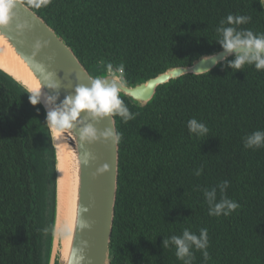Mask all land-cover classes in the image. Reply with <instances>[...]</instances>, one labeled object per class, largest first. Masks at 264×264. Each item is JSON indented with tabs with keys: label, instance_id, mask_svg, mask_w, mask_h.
<instances>
[{
	"label": "trees",
	"instance_id": "obj_1",
	"mask_svg": "<svg viewBox=\"0 0 264 264\" xmlns=\"http://www.w3.org/2000/svg\"><path fill=\"white\" fill-rule=\"evenodd\" d=\"M33 9L92 74L123 64L130 84L223 49L216 29L229 14L251 17L238 30L264 33L259 0H50ZM225 64L159 85L145 105L121 92L135 118L115 116L121 138L111 264H183L164 239L202 228L209 259L193 248L192 264H264V147L244 144L264 131V70ZM29 95L0 69V264H48L51 250L55 153L44 110ZM192 118L209 129L205 136L189 132ZM223 181V195L239 207L210 215L204 190Z\"/></svg>",
	"mask_w": 264,
	"mask_h": 264
},
{
	"label": "water",
	"instance_id": "obj_2",
	"mask_svg": "<svg viewBox=\"0 0 264 264\" xmlns=\"http://www.w3.org/2000/svg\"><path fill=\"white\" fill-rule=\"evenodd\" d=\"M18 25H24V27L18 28ZM0 34L7 38L15 52L33 72L39 84L42 85L41 68L55 73V78L60 82V88L52 90L45 87L43 91L51 95L58 92L57 104L62 102L68 94L74 93L77 85H90L93 78L107 74V68L92 74L59 32L25 2L19 3L14 9V16L8 26H0ZM37 43L40 44L39 49L36 47ZM213 55L221 62L225 61L223 59L225 56L227 59L235 56L234 53L228 55L223 49L203 54L191 65L171 67L157 76L141 82L130 84L124 79L121 92L129 96L134 103L145 105L154 97L159 85L188 73L201 74L215 68L219 63H213L211 59L205 60V57ZM0 69L13 77L28 91L30 90L10 72L2 67ZM40 104L47 115L45 103L42 101ZM85 115L86 113H82L81 118H84ZM85 123L93 124L98 133H102L108 128H113L118 133L115 116L99 120L89 117L85 119ZM81 126L77 122L75 128L61 131L60 142L66 143L76 150L79 162L75 228L70 252L66 258L62 257V242L57 235L61 172L55 132L51 130L56 163V202L48 264H111L113 259L111 240L119 182V141L114 143L103 136H99L92 142L81 141L79 137Z\"/></svg>",
	"mask_w": 264,
	"mask_h": 264
},
{
	"label": "clouds",
	"instance_id": "obj_3",
	"mask_svg": "<svg viewBox=\"0 0 264 264\" xmlns=\"http://www.w3.org/2000/svg\"><path fill=\"white\" fill-rule=\"evenodd\" d=\"M23 2L25 0H0V26L10 24L14 16V9L19 3ZM49 2L50 0H26L27 6L36 9L47 6ZM259 3L264 6V0H259ZM250 19L251 17L245 15L234 16L229 14L226 19L220 21V26L216 29L218 33L216 41L228 55L235 54L232 60H228L227 56L223 58L226 61L225 67L239 70L244 65L249 64L254 65L257 70H264V33L256 34L251 29L238 30L234 27L235 25L247 24ZM17 27L23 28L24 25H18ZM36 47L39 49L40 44L37 43ZM208 59L213 60V63H221L215 55L205 57V60ZM41 73L42 85L38 84L28 91L30 93L29 101L32 105H37L42 101L45 103L47 107L45 124L52 131L73 129L76 123L79 122L82 125L79 131L81 141L92 142L98 139L99 136H103L115 143L121 137L113 128L98 133L93 124L85 123V119L90 117L93 120H99L104 117L119 116L123 122L127 123L135 118V114L129 111L121 99V89L124 83L123 64L114 69V66L109 63L105 76L93 78L90 85H77L74 93L68 94L59 104H57L58 92L51 95L43 91L45 87L52 90L60 88V82L55 78V73L45 71L43 68H41ZM82 113H86L84 118H81ZM187 127L189 132L196 136H205L209 131L206 125L196 118L189 119ZM244 144L246 148L264 147V131L257 130L247 135ZM202 171V168L195 170V175H201ZM217 187L221 193L219 201L217 200ZM217 187L204 190V196L209 205V214L227 216L236 210L239 205L223 195L228 187V181L221 182ZM208 244V230L205 228L200 229L199 234L184 229L182 235H172L163 241L164 248L170 245L175 247V255L183 261V264H192L193 248L201 250L205 261H207L209 259Z\"/></svg>",
	"mask_w": 264,
	"mask_h": 264
},
{
	"label": "bare ground",
	"instance_id": "obj_4",
	"mask_svg": "<svg viewBox=\"0 0 264 264\" xmlns=\"http://www.w3.org/2000/svg\"><path fill=\"white\" fill-rule=\"evenodd\" d=\"M0 67L4 68L30 89L39 84L28 65L15 52L7 38L0 34ZM55 132L58 147L59 170V219L57 235L61 238V254L68 257L78 204L79 162L76 150L61 143V131Z\"/></svg>",
	"mask_w": 264,
	"mask_h": 264
}]
</instances>
